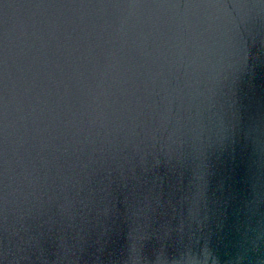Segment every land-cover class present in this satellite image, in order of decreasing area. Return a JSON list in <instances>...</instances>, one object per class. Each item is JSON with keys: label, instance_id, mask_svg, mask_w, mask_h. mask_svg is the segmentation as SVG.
<instances>
[{"label": "water", "instance_id": "95a60500", "mask_svg": "<svg viewBox=\"0 0 264 264\" xmlns=\"http://www.w3.org/2000/svg\"><path fill=\"white\" fill-rule=\"evenodd\" d=\"M0 264H264V0H0Z\"/></svg>", "mask_w": 264, "mask_h": 264}]
</instances>
